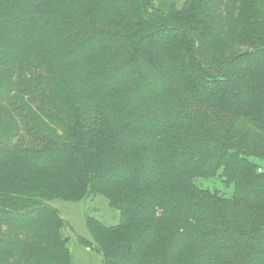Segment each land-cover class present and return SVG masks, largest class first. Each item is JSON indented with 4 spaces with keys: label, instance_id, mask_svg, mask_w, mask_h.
Returning a JSON list of instances; mask_svg holds the SVG:
<instances>
[{
    "label": "trees",
    "instance_id": "trees-1",
    "mask_svg": "<svg viewBox=\"0 0 264 264\" xmlns=\"http://www.w3.org/2000/svg\"><path fill=\"white\" fill-rule=\"evenodd\" d=\"M263 167L264 0H0V264L92 194L102 264H264Z\"/></svg>",
    "mask_w": 264,
    "mask_h": 264
},
{
    "label": "rangeland",
    "instance_id": "rangeland-1",
    "mask_svg": "<svg viewBox=\"0 0 264 264\" xmlns=\"http://www.w3.org/2000/svg\"><path fill=\"white\" fill-rule=\"evenodd\" d=\"M169 1V0H164ZM180 5L183 0H173ZM264 169V167H263ZM197 183L211 190L229 195L232 186H226L219 176L198 179ZM50 205L56 208L65 220L62 235L67 237L70 264H102V256L86 226V217H94L105 225L119 221V211L100 195H90L78 201L53 199Z\"/></svg>",
    "mask_w": 264,
    "mask_h": 264
},
{
    "label": "built area",
    "instance_id": "built-area-1",
    "mask_svg": "<svg viewBox=\"0 0 264 264\" xmlns=\"http://www.w3.org/2000/svg\"><path fill=\"white\" fill-rule=\"evenodd\" d=\"M261 169H258V171H260Z\"/></svg>",
    "mask_w": 264,
    "mask_h": 264
}]
</instances>
